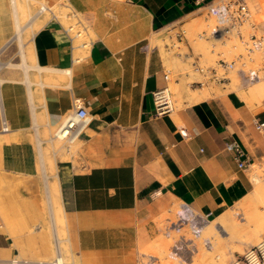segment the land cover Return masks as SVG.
Here are the masks:
<instances>
[{"label":"crops","instance_id":"obj_1","mask_svg":"<svg viewBox=\"0 0 264 264\" xmlns=\"http://www.w3.org/2000/svg\"><path fill=\"white\" fill-rule=\"evenodd\" d=\"M6 1L0 0V10ZM62 1L87 24L91 46L70 49L64 21L44 14L30 37L34 65L44 70L30 68L21 80L27 120L39 145L35 106L46 124L56 127L78 98L91 119L73 151L55 158L71 264H140L143 251H160L164 214L173 206H178L175 215L186 204L211 220L251 194V166L255 160L264 164V131L257 129L264 122V101L246 100L228 83L195 102L188 99L193 89L184 91L180 106L156 113L153 92L168 85V65L179 58L172 51L174 31L184 33L188 21L212 16L208 10L224 0ZM251 1L264 13V0ZM257 28L264 30V22ZM6 82L0 78V112L10 126L8 91L1 89ZM10 131L0 130V168ZM230 140L241 144L251 166L237 168L225 150ZM34 238L32 250L24 252L19 232L10 235L0 224V255H46L49 247ZM226 252L228 262L236 256L229 246Z\"/></svg>","mask_w":264,"mask_h":264},{"label":"rangeland","instance_id":"obj_2","mask_svg":"<svg viewBox=\"0 0 264 264\" xmlns=\"http://www.w3.org/2000/svg\"><path fill=\"white\" fill-rule=\"evenodd\" d=\"M9 1H6L7 8L0 10L3 11L0 15V27L3 31L0 35V37H3V41L0 43V78L7 80L6 83L1 85V89L2 92L4 90L8 91V106L5 103V109L8 107L9 115L11 116V121L9 122H12V125L10 123L9 126L11 127V134L5 135V160L4 166L1 165L0 168V224H5L10 235L15 234L16 230L19 232L23 240L21 247L24 252L32 250V236H36L34 240L37 243L43 246L45 244L49 247V252L46 255L38 256V258H51L55 254L53 247L54 237L52 227L50 222H48L45 183L39 158L41 159L40 155L43 152L45 166H48L50 162L55 165V158L60 157L66 149L73 151L74 143L68 144L63 140L52 138L55 127L46 124L40 108L35 106L39 125L36 135L43 141L42 144L36 145L33 128L30 127L28 121L27 91L25 84L21 81L23 72H29L30 74V68L25 69L24 67L20 51L21 47L15 38L14 15ZM245 1L249 8V18L239 27L243 40H248L251 34L257 37H264V30L257 28L260 23L264 22V13H257L251 0ZM60 2L63 1L54 2L52 4L54 5L53 8H57ZM42 4L50 5L46 0H16L20 25H24V29L21 32L22 50L24 51L26 62L33 65L34 56L30 37L40 26L44 14H48L46 12L38 14L37 11ZM33 15L34 18L32 20ZM216 24L217 21L214 16H209L206 19L203 17L195 18L181 27L182 31H184L181 38L173 37V55H179V58L174 59V62L168 65L167 68V91L169 92V99L173 108L180 106L184 91L188 92L191 89L199 88L208 92L211 90L218 91V88L225 87L228 83H230L232 89L242 90L246 100L257 99L264 101V91H256L257 93L254 91L256 84L264 83V51H253L247 55L244 45L237 36L221 35L211 37L210 32ZM177 31L175 30L174 33ZM219 37H221L220 40H218ZM239 55H242L243 58L239 62L237 61L233 68L240 67L244 71L252 68L260 75L259 79L244 84L240 74L232 71L229 74L230 81L224 85L208 84L201 87L190 84L193 80L202 79L201 73L195 69L196 66L214 67L217 66L219 59L230 61L236 59ZM240 62H243L242 66ZM34 69L31 68L32 73H34ZM24 113L26 114V119L23 118L25 117L23 116ZM38 152L40 154L39 157ZM252 165L254 166H251L249 177L253 184L252 176L257 175L261 179L260 185L257 186L255 193L252 191L250 195L240 200L234 208H230L233 212H239L234 215L232 222H230V218L227 217L226 211H224L217 218L209 220L201 237L193 240L196 246L195 250L189 252L183 248L180 257H173L171 253L172 244L179 235L173 230L166 232L165 228L169 220H175V210L178 208L175 205L169 212L166 211L164 214L162 225L164 236L160 251L145 250L141 260L145 261L148 255H154L156 256V261L152 262L155 264H229L226 252L228 246L238 256L246 248L258 243L264 236V164H260L255 160ZM49 180L51 181V178L48 179L50 183ZM51 199L52 210L57 220L58 237L62 240L60 243L61 254L66 264H71V256L64 240L66 231L63 225V215L58 208V201L53 196ZM168 218L170 219L168 220ZM59 219L60 221H58ZM220 222H223V224ZM253 229L257 230V233ZM252 230L254 235L251 233ZM205 238L210 242L208 248L202 243ZM236 241L246 243V247L235 245ZM187 248L190 249L191 247L187 246ZM21 257L32 258V254L26 255L22 253ZM8 258L10 257L0 255V264H5L3 261ZM232 258L234 259V257Z\"/></svg>","mask_w":264,"mask_h":264},{"label":"built area","instance_id":"obj_3","mask_svg":"<svg viewBox=\"0 0 264 264\" xmlns=\"http://www.w3.org/2000/svg\"><path fill=\"white\" fill-rule=\"evenodd\" d=\"M45 8L39 7L40 14L48 13L50 19L64 21L62 26L64 33L68 36L70 41V49L80 48L81 50H89L91 46V39L87 35V24L83 22L78 14L72 10L66 2H60L57 8H53L54 5L47 6ZM208 13L217 21L216 26L211 30V37L221 35H234L237 36L241 43L244 45L246 54L249 55L253 51H264V37L255 36L251 34L248 40H243V36L239 30V27L243 22L249 18V8L245 0H224L218 7L210 8ZM59 21V22H60ZM61 24V22H60ZM181 31L175 32V37H182ZM242 55L236 57V59L226 61L219 59L217 66H196L195 69L201 73L199 80H193L190 84L197 86H204L208 84L224 85L230 81L229 74L232 71H236L240 74L244 84H248L260 78V75L256 70L249 68L244 71L242 68H233L236 62L242 59ZM243 65V62H240ZM167 80V74L164 75ZM167 86L161 90L153 92L154 103L156 107V113L162 114L167 111L173 110V105L169 99V92ZM90 117L87 114L86 109L82 106L80 100L75 98L72 102L70 111L63 117L61 122L55 127L52 138L57 140H63L68 144L74 143L82 132L86 129L90 123ZM9 125L5 117L3 109L0 112V130L8 131ZM257 129L264 131V122L257 124ZM182 135L185 133L181 132ZM225 150L230 152L236 162L237 168L245 169L250 164V157L241 144L236 140H230L225 143ZM209 222L207 216L198 214L190 209L186 204H181L179 211L175 215V220L168 222L166 226V232L171 230L175 231L179 236L172 244L171 253L173 257H180V253L183 248L191 252L195 250L196 246L194 241L201 237V234ZM203 245L208 248L210 242L208 239H203ZM190 246L191 248H187ZM61 252V251H60ZM59 256H62L61 253ZM57 254H54L51 258H23L20 256H12L3 261L5 264H57ZM153 257L148 255L146 260H140V264H149L153 260ZM229 264H264V236L258 243L246 248L242 254L235 256L234 259L229 261Z\"/></svg>","mask_w":264,"mask_h":264},{"label":"bare ground","instance_id":"obj_4","mask_svg":"<svg viewBox=\"0 0 264 264\" xmlns=\"http://www.w3.org/2000/svg\"><path fill=\"white\" fill-rule=\"evenodd\" d=\"M10 3H11V10L13 11V15H14V22H15V38L18 40V43H19V46L21 47V49H20V51H21V54H22V57H23V62H24V67H25V69H27V68H36V69H38V70H41V69H43L44 70V68L43 67H41V66H37V67H35V65H31V64H29V63H27L26 62V60H25V54H24V51L22 50V43H21V32H22V30L24 29V25H20V21H19V17H18V9H17V5H16V0H10L9 1ZM43 2V1H42ZM41 6V8L43 9V8H45L46 6L44 5V4H42V5H40ZM38 8V7H37ZM38 12V14H39V12H41V10L39 11H37ZM36 14V13H35ZM33 18H34V15L32 16V20H33ZM39 18V17H38ZM29 20H31V19H29ZM28 20V21H29ZM25 23H26V21H25ZM31 23V22H30ZM27 24V23H26ZM29 26V25H28ZM31 29V28H30ZM221 39V37H219L218 38V40H220ZM10 65V64H9ZM13 65V64H12ZM48 69V68H47ZM50 69V68H49ZM54 70H56V69H54ZM58 70V69H57ZM50 71H53V69H51ZM66 72H67V70H65ZM60 72H62V71H60ZM66 74V73H65ZM193 91H194V89H193ZM198 91L200 92V93H197V91H194L193 93H192V95L191 96H189L188 97V99L190 100V102H192V101H194L195 102V100H198V99H200V98H202V97H207L208 96V91H206V90H202L201 88L200 89H198ZM254 91H255V93H257L256 91H260V92H262V91H264V83H258V84H256V86H255V88H254ZM259 93V92H258ZM260 94V93H259ZM210 95V94H209ZM258 95V94H257ZM201 100V99H200ZM41 152V151H40ZM43 152L41 153V159H40V168H41V171H42V173H43V176H44V183H45V194H46V200H47V207H48V212H49V219H50V225H51V227H52V231H53V237H54V252H55V254H57L58 255V253L61 251L60 250V243H61V239L58 237V228H57V220H56V218H55V215H54V213H53V210H52V202H51V198H52V196L57 200V195H58V182H57V180H56V174H55V165H54V163H52V162H50L49 164H48V166H45V161H44V157H43ZM251 166V165H250ZM252 166H254V165H252ZM257 167H259V166H257ZM252 169H253V167H252ZM253 171V170H252ZM254 171H256V170H254ZM48 172V173H47ZM253 173V172H252ZM252 173H251V175H252ZM257 174V173H256ZM49 178H51V181H50V183L48 182V179ZM250 178V177H249ZM260 178L256 175V176H252V181H253V184H254V188H253V193H255V191L257 190V186H259L260 185ZM50 189H51V191H50ZM58 201V200H57ZM58 208H59V210L61 211V213L63 212L62 211V208H61V206H59V204H58ZM226 215H227V217H229L230 218V222H232V220L234 219V215L236 214H238L239 212H236V211H231L230 209L228 210H226ZM244 215V214H243ZM167 217V216H166ZM245 218V217H244ZM247 218V217H246ZM61 219V218H60ZM60 219L58 220V221H60ZM238 219V218H237ZM62 220V219H61ZM169 220V219H168ZM63 221H64V219H63ZM170 221V220H169ZM166 222H167V220H166ZM245 222H246V220H245ZM62 223V222H61ZM221 224H223V222H220ZM63 224V223H62ZM248 224V223H247ZM64 225V224H63ZM167 225V224H166ZM163 227V226H162ZM255 227V226H254ZM254 230V232H256L257 230H255V229H253ZM253 230L251 231V233H253V235H254V232H253ZM60 231H61V229H60ZM257 233V232H256ZM172 235V234H171ZM67 237V236H66ZM65 237V239L64 240H67V238ZM194 244V243H193ZM61 253V252H60ZM57 264H66V262L64 261V257H63V255L62 256H59L58 255V257H57ZM160 262V261H159Z\"/></svg>","mask_w":264,"mask_h":264}]
</instances>
